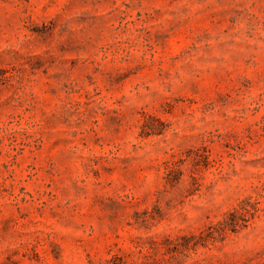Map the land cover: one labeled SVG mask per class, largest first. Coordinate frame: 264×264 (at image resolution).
<instances>
[{
    "label": "rangeland",
    "instance_id": "rangeland-1",
    "mask_svg": "<svg viewBox=\"0 0 264 264\" xmlns=\"http://www.w3.org/2000/svg\"><path fill=\"white\" fill-rule=\"evenodd\" d=\"M0 264H264V0H0Z\"/></svg>",
    "mask_w": 264,
    "mask_h": 264
}]
</instances>
